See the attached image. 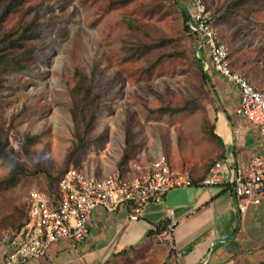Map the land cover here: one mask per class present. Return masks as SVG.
Instances as JSON below:
<instances>
[{"label":"rangeland","instance_id":"obj_1","mask_svg":"<svg viewBox=\"0 0 264 264\" xmlns=\"http://www.w3.org/2000/svg\"><path fill=\"white\" fill-rule=\"evenodd\" d=\"M222 1L204 0L213 18L214 8ZM179 4L188 10L187 0H21L7 14L4 28L20 18L33 19L37 35L31 40L34 51L27 66L4 74L0 89V126L26 168L14 185L0 189V231L22 222L27 191L45 187L44 171L54 174L63 165L73 141L68 108L75 66L91 78L99 92V105L91 130L95 139L79 162L69 166L94 175L116 170L125 130L131 147L128 160L144 161L164 154L172 167L189 172H200L211 160L209 120L215 110L230 107L232 101L220 100L214 82L201 77ZM215 27L228 47L233 67L252 86L264 87V8L234 14ZM144 42L151 47L140 52ZM205 70L210 72V68ZM162 105L183 107L157 109ZM26 134L36 137L26 143ZM22 141L26 152L20 146ZM8 170L0 159V178ZM242 231L230 245L242 250L236 253L238 257L216 259L209 251L193 263L230 264L236 259L234 264H260L258 259L264 256L262 212L254 217L253 226L244 225ZM80 249L84 251L83 246ZM59 251L66 255L47 259V254L24 264L174 262L164 238H145L104 260L94 258L103 257L95 247L90 251L92 257H86L74 241L54 253Z\"/></svg>","mask_w":264,"mask_h":264},{"label":"built area","instance_id":"obj_2","mask_svg":"<svg viewBox=\"0 0 264 264\" xmlns=\"http://www.w3.org/2000/svg\"><path fill=\"white\" fill-rule=\"evenodd\" d=\"M187 2L186 33L198 34L206 53L204 69L212 68L236 86V110L257 125L264 142V87L252 86L238 70L231 68L227 46L218 37L213 17L203 0ZM227 177L222 162L214 160L198 182L220 184ZM194 182L188 172L171 168L164 154L144 161L130 159L123 176L116 170L94 175L70 165L61 172L55 194L36 187L27 191L26 214L22 222L17 227L0 231V264H21L44 256L55 241L82 239L87 233L90 212L95 207L113 211L125 203L128 218L137 219L146 200H159L166 190ZM228 182L234 205L240 213L250 203L264 202V149L235 164ZM173 224L174 220L170 218L165 227L154 234L155 237L169 236Z\"/></svg>","mask_w":264,"mask_h":264},{"label":"crops","instance_id":"obj_3","mask_svg":"<svg viewBox=\"0 0 264 264\" xmlns=\"http://www.w3.org/2000/svg\"><path fill=\"white\" fill-rule=\"evenodd\" d=\"M208 74L211 82L215 84L219 99L230 98L232 105L228 108L222 105L214 111L213 117L209 120L217 137L209 136L212 158L203 169L214 160H219L227 169V180L212 185H202L196 180L189 186L170 188L159 200L148 199L143 202L137 219L128 218V207L125 203L119 204L113 211L95 207L89 215L87 233L82 239L74 241L80 253L92 257L90 251L95 247L98 252L103 253V257L95 255L94 258L104 260L120 248L142 241L146 236V230L153 223L172 218L174 224L171 234L164 237L171 249L169 257H174L172 264H192L197 257L201 258L209 251L210 257L216 259L238 257L236 253L242 250L237 251L230 245L242 235L244 225L253 226L254 217L260 212L264 216V202L250 203L245 211L240 213L234 205L228 181L232 176V167L263 150L264 142L257 125L237 112L236 86L212 68ZM217 113L220 114L219 118L216 117ZM168 163L171 166L169 160ZM171 168L181 170L174 166ZM186 172L192 173V176L199 173ZM229 235H232L231 239H227ZM68 242L69 240H58L51 243L44 256L47 257L49 254L47 259L53 257L57 259L58 254L65 256L62 251L57 254L54 252L63 245H68ZM80 246H83L84 251H81ZM235 260L230 264H234Z\"/></svg>","mask_w":264,"mask_h":264},{"label":"trees","instance_id":"obj_4","mask_svg":"<svg viewBox=\"0 0 264 264\" xmlns=\"http://www.w3.org/2000/svg\"><path fill=\"white\" fill-rule=\"evenodd\" d=\"M125 1V0H119ZM21 0H0V89L4 83V74L9 71H18L24 69L29 63L34 51V44L31 40L37 35V29L33 19H23L20 18L13 26L4 28L3 21L7 14L13 10ZM204 2V0H203ZM205 3V2H204ZM184 18V28L186 30V20H188L189 13L186 7L179 4ZM264 8V0H224L218 4L212 14L214 15V23H223L227 21L232 15L237 13H248L249 10ZM244 10V12H242ZM192 39L196 54L193 55V59L196 61L201 77L205 80L210 79L208 72L204 69V61L206 60L205 48L200 45L199 36L196 33H187ZM143 44L144 48L139 51L147 50L151 47V44ZM228 49V47H227ZM139 52V53H140ZM173 52H168L170 54ZM175 53V52H174ZM177 53V52H176ZM155 58L153 61H156ZM230 66L235 69L230 61ZM237 70V69H236ZM72 84L69 88L70 105L69 113L73 125V141L70 147L67 149L62 167L56 172L51 173L49 171H44L45 176V187H38L44 189L49 194H55V184L61 174V172L68 167L70 163L77 164L79 162L80 155L86 150L89 144H91L95 136L91 135V130L94 125L95 115L98 110L99 105V92L94 90L92 86L91 78L83 72L79 67H74L71 72ZM183 105H173L166 106L162 105L157 107L159 110L170 109L171 111H176L182 109ZM209 136H216V133L212 129V124L209 123ZM36 137L35 134H26L24 140L26 143L31 141ZM124 146L122 151L115 162V168L119 175H125L128 168V157L130 152L129 144V132L125 130L124 136ZM24 152H26V147L24 141L20 143ZM0 159L5 164L8 165V172L6 175L0 178V189H5L9 186L14 185L20 174L25 173L26 168L22 162L14 155L13 148L8 144L7 135L5 129L0 126ZM74 166V165H73ZM207 166V165H206ZM79 168V167H77ZM207 168V167H206ZM202 169L196 175H190L196 181L198 180L206 171ZM228 189L230 186L228 185ZM167 219H162L153 223V225L148 228L145 232V238L151 239L155 238L154 234L159 232L165 227ZM144 238V239H145ZM143 239V240H144ZM133 245H128L120 248L119 250L113 252V254L124 253L128 248H132ZM260 264H264V256L259 261Z\"/></svg>","mask_w":264,"mask_h":264}]
</instances>
